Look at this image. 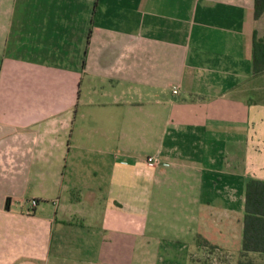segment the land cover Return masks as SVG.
Segmentation results:
<instances>
[{
  "label": "crops",
  "instance_id": "crops-1",
  "mask_svg": "<svg viewBox=\"0 0 264 264\" xmlns=\"http://www.w3.org/2000/svg\"><path fill=\"white\" fill-rule=\"evenodd\" d=\"M254 37V0H0V264H190L197 237L264 264L242 251L264 181ZM90 108L148 151L112 142L109 165L81 138Z\"/></svg>",
  "mask_w": 264,
  "mask_h": 264
},
{
  "label": "rangeland",
  "instance_id": "rangeland-1",
  "mask_svg": "<svg viewBox=\"0 0 264 264\" xmlns=\"http://www.w3.org/2000/svg\"><path fill=\"white\" fill-rule=\"evenodd\" d=\"M107 112L108 109H97V108L96 109L90 108L88 109L87 113L84 112L83 118L79 122L80 126H82L84 129L81 138L83 140H87L90 138H93L94 140H98L100 145L102 146V149L106 151V153L103 152L106 161L110 160V157L114 155L117 157L120 155L118 153L119 151H117L116 148H112V152H113L112 155H109L107 153V150H109L107 149L108 148L107 146L112 145V142L115 144L117 143V141L119 142L129 141L133 145L132 148L135 149L136 152L138 151L139 153L142 152L144 153V151H146L147 149L145 150L144 148H141L143 135L141 131L136 130L138 126L131 125L129 128L125 126V129L128 128L129 130L127 131L123 130L126 133V135L124 136L123 131H121L120 129L121 128L120 125L123 124V121L126 125V121L128 117L125 116L124 118L123 115L118 114V115H114L113 119H110V115H108ZM99 156L103 158L102 154L100 155H98L97 153H95V155L91 154L90 158H88L86 154H84L86 160L89 161L87 163H84L83 165L91 166V164H93L95 166L96 165L95 160L99 159ZM147 158H146V163L149 164L147 162ZM92 161L93 163H91ZM107 162H109L110 165V161ZM97 166L98 169L97 167H94L93 169L96 168V172L98 173V176H100V174L105 175L106 165L103 166V168L100 165ZM90 169H92V167ZM195 255L197 260L200 259V262L204 261L206 262V264H239L240 262L238 252H233V254L232 253L229 254L224 252L218 247L217 250L213 249V251L210 252L209 250L208 251L206 250V253L205 251L204 253L203 251H199Z\"/></svg>",
  "mask_w": 264,
  "mask_h": 264
},
{
  "label": "trees",
  "instance_id": "trees-1",
  "mask_svg": "<svg viewBox=\"0 0 264 264\" xmlns=\"http://www.w3.org/2000/svg\"><path fill=\"white\" fill-rule=\"evenodd\" d=\"M264 13V0H254V17L258 18ZM264 71V39H253L252 72L259 74ZM198 250L209 252L217 247L207 240L197 237ZM243 253H264V181L250 179L245 186V203L242 233ZM196 255L190 256V264H206L197 260Z\"/></svg>",
  "mask_w": 264,
  "mask_h": 264
},
{
  "label": "built area",
  "instance_id": "built-area-1",
  "mask_svg": "<svg viewBox=\"0 0 264 264\" xmlns=\"http://www.w3.org/2000/svg\"><path fill=\"white\" fill-rule=\"evenodd\" d=\"M174 93L177 92V89L174 88L173 90ZM147 162L150 164V165H158L160 164V161L158 158L154 157V156H149L147 158ZM164 165H168L167 163H164ZM38 205V201L36 199H31L28 201V208L26 209V212L27 213H31L32 210Z\"/></svg>",
  "mask_w": 264,
  "mask_h": 264
}]
</instances>
